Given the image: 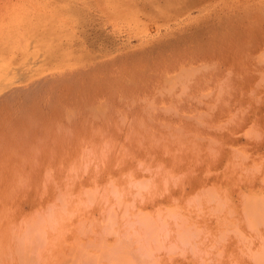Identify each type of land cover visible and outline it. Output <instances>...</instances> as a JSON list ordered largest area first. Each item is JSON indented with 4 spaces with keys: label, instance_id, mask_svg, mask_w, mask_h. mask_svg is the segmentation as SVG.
I'll use <instances>...</instances> for the list:
<instances>
[{
    "label": "rangeland",
    "instance_id": "rangeland-1",
    "mask_svg": "<svg viewBox=\"0 0 264 264\" xmlns=\"http://www.w3.org/2000/svg\"><path fill=\"white\" fill-rule=\"evenodd\" d=\"M0 264H264V0H0Z\"/></svg>",
    "mask_w": 264,
    "mask_h": 264
}]
</instances>
